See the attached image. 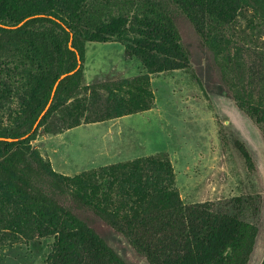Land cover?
Listing matches in <instances>:
<instances>
[{
    "label": "trees",
    "instance_id": "1",
    "mask_svg": "<svg viewBox=\"0 0 264 264\" xmlns=\"http://www.w3.org/2000/svg\"><path fill=\"white\" fill-rule=\"evenodd\" d=\"M173 1L194 19L204 8H264V0ZM113 39L152 72L185 58L173 18L153 0H0V108L13 96L18 105L9 125L0 121L8 228L27 240L53 237L48 264H247L257 228L243 214L256 210L253 197L225 210L183 204L164 154L69 179L31 146L60 97L74 96L85 43ZM234 144L252 168L245 145Z\"/></svg>",
    "mask_w": 264,
    "mask_h": 264
},
{
    "label": "rangeland",
    "instance_id": "2",
    "mask_svg": "<svg viewBox=\"0 0 264 264\" xmlns=\"http://www.w3.org/2000/svg\"><path fill=\"white\" fill-rule=\"evenodd\" d=\"M153 1L173 18L182 64L152 72L125 56L124 41H87L74 96L60 97L30 144L69 179L164 154L183 204L225 210L238 207L235 197H253L256 210L243 214L257 228L247 264H264V8H204L194 19L173 0ZM17 106L15 96L5 101L0 121L9 125ZM2 187L0 264H48L53 237L27 240L8 228Z\"/></svg>",
    "mask_w": 264,
    "mask_h": 264
}]
</instances>
